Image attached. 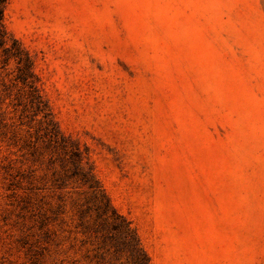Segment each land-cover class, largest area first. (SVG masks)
I'll use <instances>...</instances> for the list:
<instances>
[{"label":"rangeland","instance_id":"374dc122","mask_svg":"<svg viewBox=\"0 0 264 264\" xmlns=\"http://www.w3.org/2000/svg\"><path fill=\"white\" fill-rule=\"evenodd\" d=\"M4 21L150 264H264V0H8ZM18 76L0 51V264H128L77 225L87 190Z\"/></svg>","mask_w":264,"mask_h":264},{"label":"trees","instance_id":"16d2710c","mask_svg":"<svg viewBox=\"0 0 264 264\" xmlns=\"http://www.w3.org/2000/svg\"><path fill=\"white\" fill-rule=\"evenodd\" d=\"M7 6L8 0H0V51L6 64L11 60L17 64V80L21 82L24 91H27L28 100L24 112L30 109L34 112V117L35 114L42 117L41 124L50 145L62 147L69 156L70 168L66 170V176L75 179L87 190L85 201L75 204L77 225L82 228V233L88 235L90 241L98 240L105 246L109 245V250L114 249V254L126 257L128 264H150L149 255L131 222L115 209L98 181L88 152H83L79 144L71 142L58 129L52 112L40 93L31 56L21 42L7 31L4 21ZM60 209L63 211L65 208L61 205ZM95 257L98 258L97 255Z\"/></svg>","mask_w":264,"mask_h":264}]
</instances>
